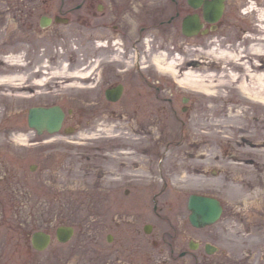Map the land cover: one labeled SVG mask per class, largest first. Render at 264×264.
<instances>
[{"label": "rangeland", "instance_id": "374dc122", "mask_svg": "<svg viewBox=\"0 0 264 264\" xmlns=\"http://www.w3.org/2000/svg\"><path fill=\"white\" fill-rule=\"evenodd\" d=\"M14 1L0 0V77L21 74L24 78L21 87L18 81H0V264H129L125 258L132 245L126 237L136 232L133 228H141L145 221L156 227L165 225L153 212L154 195L165 206L163 213L182 227H190L187 200L191 193L216 195L225 204L224 217L210 229L214 232L208 227L199 233L205 239L216 238L218 228L238 242L246 237L261 242L264 211L247 213L244 209L250 201L264 204V156L256 146L259 141L264 145L263 108H251L245 116L237 112L242 106L241 95L228 77L222 83L216 81L218 94L212 98L192 88L177 87L171 74L155 69H151L156 74H150L149 80L160 81L163 88L157 92L159 96L155 89L148 88L152 92L143 95L150 100L147 104H99L97 99L104 96L90 79L93 72L88 79L79 80L80 86L73 85L76 80L72 77L66 81L51 74L63 63L74 69L73 58L84 64L92 59L93 36L77 39L81 34L69 32L68 23L42 27L39 18L43 10L32 18L29 10L4 5ZM227 8L214 33V38L216 34L220 37L215 42L218 45L207 50L193 45V53L185 52L186 58L180 60L195 57L201 63L198 66L214 67L210 70L220 74L225 64L230 70L242 66L210 55L213 47L239 52L240 61L249 64L251 56L258 58L252 46L264 42V0H229ZM11 54H20L21 63L17 58L10 60ZM41 78L49 80L44 85L36 84ZM171 93L179 98L175 115L172 106L162 107L151 101ZM184 97H192L187 112L184 105L189 102H184ZM214 102L219 108L211 115L209 105ZM53 104H60L67 112L72 110L65 120V126L76 129L72 135H65L64 130L55 135L32 131L29 108ZM231 108L237 115L231 114ZM155 112L163 117H153ZM231 117L246 129L237 127L219 131L220 135L214 137H196L199 130L211 131L210 123ZM206 147L211 152L197 158L196 151ZM194 162L202 171L197 173L198 184L180 180L185 172L193 174ZM32 164L37 165L34 171L30 169ZM244 171L245 179L241 175ZM127 188L130 195L124 193ZM138 197L142 213L136 216L133 202ZM122 213L129 215L127 220L123 221ZM65 224L76 228L73 238L60 250L69 253L71 261H15L19 242L31 241L32 233L40 229L54 235L50 249L37 254L49 257L60 245L56 229ZM110 233L114 236L111 242L107 241ZM135 249L140 248L135 245ZM130 251L138 255L134 249ZM113 256L115 260L110 261Z\"/></svg>", "mask_w": 264, "mask_h": 264}, {"label": "flooded vegetation", "instance_id": "af4514ba", "mask_svg": "<svg viewBox=\"0 0 264 264\" xmlns=\"http://www.w3.org/2000/svg\"><path fill=\"white\" fill-rule=\"evenodd\" d=\"M228 1L226 0L224 14L217 23H209L205 19L204 3L195 5L190 0H15L12 5L9 2H4V5L29 10L32 18H37L39 9L43 10L39 21L42 16H47L51 18V24L62 26L68 23L71 25L68 31L80 33L81 36L76 35V38L81 41L86 35L93 36V58H88L86 64L73 58V65L74 68H90L93 72V85L99 90L100 96H104L97 99V103L143 106L150 101L143 99V95L152 92L148 88L155 89L156 96H159V89L163 88L158 83L160 81L149 80L150 74H156L151 69L159 70L152 60L153 56L160 52H169L170 56L186 58L185 52L193 53V45L205 48L211 40L219 39L217 34L214 38V33L227 13ZM189 17L197 18L201 25L194 36L184 32V22ZM179 63V73L189 67L188 61L182 64V60ZM169 74L172 76V83H176L179 88L184 86L177 81L179 75L176 77L173 73ZM106 82L114 83L105 85ZM119 87L122 88L120 95L118 91L108 93L112 88ZM128 90L131 93H127ZM109 95L119 98L113 100ZM175 96L171 93L151 101H156L162 107L172 106L175 115L174 105L179 100L178 96ZM191 98H183L184 102H189V105H184L185 112L191 110ZM158 110L160 112L162 109ZM159 112L153 113L152 116L162 118ZM124 193L130 195L131 189L127 188ZM139 198L133 202L136 205V209H133L136 216L142 213ZM153 200V212L159 219H163L165 225L156 227L145 221L141 228H133L137 235L131 232L126 241L138 255L131 253L130 247L125 258L129 264H166L167 261L174 264H264V236L261 242L250 241L253 240L252 237L238 242L237 238L217 228L216 238L212 236L205 239L199 232L206 228L194 227L189 219L190 227L177 225L170 215L163 213L165 206L159 204L156 195ZM127 217L128 214L122 213L123 221L127 220ZM128 221L134 222L133 218H128ZM212 228L211 226L207 230L214 232L210 230ZM50 234L54 239V235ZM55 237L57 238L56 233ZM66 243L60 242L59 247L51 250L49 257H38L37 254L43 251L36 250L31 241L19 242L15 261H71L69 253L60 252L63 250L61 246ZM135 245L140 248L138 251ZM112 252L115 253L114 249ZM113 258L114 256L110 261L115 260Z\"/></svg>", "mask_w": 264, "mask_h": 264}, {"label": "bare ground", "instance_id": "6f19581e", "mask_svg": "<svg viewBox=\"0 0 264 264\" xmlns=\"http://www.w3.org/2000/svg\"><path fill=\"white\" fill-rule=\"evenodd\" d=\"M216 39L211 40L207 47L202 48L207 50L208 48H210L211 45H218L215 43ZM252 50L256 51H252L254 54L256 53V57L258 56V58L255 59V57H252V62L249 64L248 61H240V53L239 52H232L229 49H220L219 46L213 47L208 53L216 58H218L219 60H225V62L229 63H236L240 66H242V68H236L235 70L232 69L230 70V68L228 67L227 64L224 65V67H222L220 74H218L215 70H210L213 69L214 67H204V66H198L199 64H201L200 62H197L195 59V57H193V59L191 58V60L188 61V65L189 67L186 68V70L182 73H179V69H177L179 67V65L181 63H179L181 56H177V55H173L170 56L169 52H160L157 53L153 56L152 60L155 63V65L159 68V70L161 71H167L169 73H173L174 75L180 77V82L186 87V88H192L193 90L200 92L201 94H209L211 95L212 98H214V96H217L218 92H215V89L218 87L219 83H222L225 79V77H228L231 82L235 85V88L239 90L240 95H241V101H242V106L239 107V110H237V112H240V114H243L245 116V114H247V112L251 109V108H263L264 110V42H260L258 44H253L252 46ZM259 52V53H257ZM21 55L20 54H16V55H12L10 58V60H16L18 63H21ZM57 61V58H55ZM53 63H56L55 60H51ZM185 61H183L182 64H184ZM57 65V64H56ZM71 68L63 63L60 66H56L53 68V71H51L52 77H56L60 80H66L68 81L71 77L76 80L75 82H73V85H78L80 86V82L79 80L81 79H88V77L91 74V70L89 68H80V67H76L74 69ZM23 75L21 74H17V76L15 77H6V79H3L0 77V81H11L14 84H16V82L18 81V86L21 87L23 85ZM49 80L47 78H41V79H37L36 84H42L44 85L45 82ZM216 81H219V83H217ZM61 82L57 81L56 84H59ZM226 83V82H225ZM70 85V84H68ZM71 86V85H70ZM219 108V104L218 103H211L209 105V114L211 113L214 114ZM231 114H233V110L234 109H229ZM237 115L233 114V116ZM209 116V115H208ZM226 116H228V113L226 114ZM232 119H218L216 120V122L214 123H210L212 125V129L211 131H197V133L195 132L196 137L198 138H203L206 136H217L220 135L218 132H223V131H230L231 129L234 128H239L241 130H245V125H242L243 123L236 124L234 122L233 117H231ZM232 120V121H231ZM219 121V122H218ZM242 125V126H241ZM225 134V133H223ZM242 137H245L244 139L248 140V137L243 135ZM22 139V138H20ZM197 143V142H196ZM259 146V148L257 149L262 156H264V145L263 142L259 141V143L256 144V146ZM197 154V158H202L205 157V155L208 153H210V148L206 147L203 149H199L196 151ZM243 153L245 154L246 151H243ZM132 161H134V157H129ZM201 166H198L197 163H193V174H188V173H183L180 176V180L182 181H193V184H198L197 182H199L200 180V175H198V171L202 172L200 170ZM247 168V167H246ZM243 174V179L246 178V173L245 171L243 173H241V175ZM245 177V178H244ZM262 185V181L259 182V187ZM245 206H247V209H244L247 213L251 212V211H255V212H259V211H264V204L262 206H259L258 203L256 201H250L248 203L245 204Z\"/></svg>", "mask_w": 264, "mask_h": 264}, {"label": "water", "instance_id": "95a60500", "mask_svg": "<svg viewBox=\"0 0 264 264\" xmlns=\"http://www.w3.org/2000/svg\"><path fill=\"white\" fill-rule=\"evenodd\" d=\"M195 4H200L202 0H191ZM206 18L209 21H217L223 13L224 0H213L206 4ZM42 25H48V21L42 20ZM197 26V25H196ZM190 27L186 25L185 29ZM64 112L59 106L53 107H32L29 113V125L42 133L44 130L49 132H56L61 129L64 119ZM71 131V129L69 130ZM189 207L192 209L191 220L196 226H204L215 222L222 214V206L220 202L212 197L193 194L190 197ZM65 237L67 239L71 236L73 230L68 228L65 231ZM50 241L49 235L37 232L34 234V242H41L38 245L40 248H44Z\"/></svg>", "mask_w": 264, "mask_h": 264}]
</instances>
